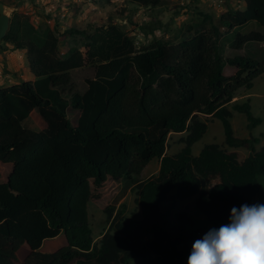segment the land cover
<instances>
[{
	"label": "trees",
	"instance_id": "trees-1",
	"mask_svg": "<svg viewBox=\"0 0 264 264\" xmlns=\"http://www.w3.org/2000/svg\"><path fill=\"white\" fill-rule=\"evenodd\" d=\"M240 1L243 9L227 7L215 22L206 16L209 27L194 23L177 43L154 39L139 48L116 23L60 33L11 16L2 42L25 51L38 80L0 88V264H185L190 248L182 231L168 228L162 203L169 200L173 208L197 196L195 206L212 227L227 223L234 206L253 203L264 190V146L256 150L258 138L235 136L232 112L244 114L250 129L261 120L249 99L232 100L264 75V60L242 53L247 43H264V34L237 32L225 58L220 41L252 22L264 32V0ZM78 36L82 47L59 52L60 43ZM46 91L68 102L75 126ZM199 115L219 120L225 145L248 148L249 156L239 161L216 144L193 155V144L208 129ZM170 133H186L175 155L165 152ZM154 159L157 174L138 182ZM128 188L135 190L140 218L113 215V202ZM90 204L106 206L107 230L98 244ZM61 234L65 246L40 251ZM23 248L29 253L22 261Z\"/></svg>",
	"mask_w": 264,
	"mask_h": 264
},
{
	"label": "rangeland",
	"instance_id": "rangeland-1",
	"mask_svg": "<svg viewBox=\"0 0 264 264\" xmlns=\"http://www.w3.org/2000/svg\"><path fill=\"white\" fill-rule=\"evenodd\" d=\"M0 2L4 3L10 16L19 14L34 28L41 30L51 29L62 33L67 28L73 27L90 32L95 28L116 23L128 36L133 37L137 48L149 44L154 39L177 43L184 36L189 35L188 27L194 23L209 27L210 22L205 20L206 16L212 17L215 22L227 7L244 8L240 0H162V5L156 8H142L127 0H0ZM149 25H155L158 29L152 33L140 29L142 26ZM254 31L264 34L263 30L252 22L225 35L220 41L222 56L227 57L230 50L229 44L237 32L249 34ZM82 43L83 40L79 36L76 39H69L67 42L60 43L59 52L65 53L68 47L74 44L82 47ZM242 53L247 57L263 61L264 43H247ZM225 73L230 74L231 71L225 69ZM35 80L38 79L30 74L25 51L14 50L10 44L0 43V88L13 86L21 81L34 82ZM46 95L56 106L66 108L68 118L75 126L77 114L68 106V102L59 99L53 91H46ZM246 99H249L252 115L259 118L261 124L250 129L246 116L235 111L232 112L231 124L236 137L258 138L259 142L255 148L259 150L264 146V75L254 81L250 90L239 89L232 103ZM199 118L207 122L208 129L204 136L193 144V155H198L208 144H216L224 150L236 152L239 161L249 156L248 148L234 149L225 145L223 128L219 120L204 115H199ZM23 126L29 128L28 121L23 122ZM185 137L186 133H170L167 138L166 154H177L184 147L182 140ZM158 170L159 160L154 159L144 168L137 181L149 179L156 175ZM173 194L174 192H171V195ZM196 198L197 196H193L183 201L177 200L173 208H170L169 200L161 205V210L168 220V228L176 233L182 231L190 249L196 239L201 238L204 233L213 228L195 206ZM258 202L264 203V190L253 197V203ZM113 206L115 210L113 215L122 211L123 216L140 218V207L136 202L135 190L132 188H128L124 194L120 195V198L113 202ZM105 207V205H88L89 224L95 244L99 243L101 236L107 230L106 216L103 211ZM65 244V237L61 234L54 240L45 241L42 251L53 253ZM28 253L27 249H21L18 252L19 259L23 261Z\"/></svg>",
	"mask_w": 264,
	"mask_h": 264
},
{
	"label": "clouds",
	"instance_id": "clouds-1",
	"mask_svg": "<svg viewBox=\"0 0 264 264\" xmlns=\"http://www.w3.org/2000/svg\"><path fill=\"white\" fill-rule=\"evenodd\" d=\"M186 264H264V203L234 206L227 223L193 242Z\"/></svg>",
	"mask_w": 264,
	"mask_h": 264
},
{
	"label": "water",
	"instance_id": "water-1",
	"mask_svg": "<svg viewBox=\"0 0 264 264\" xmlns=\"http://www.w3.org/2000/svg\"><path fill=\"white\" fill-rule=\"evenodd\" d=\"M11 16L6 11V6L3 2H0V43L7 35L10 27Z\"/></svg>",
	"mask_w": 264,
	"mask_h": 264
},
{
	"label": "crops",
	"instance_id": "crops-1",
	"mask_svg": "<svg viewBox=\"0 0 264 264\" xmlns=\"http://www.w3.org/2000/svg\"><path fill=\"white\" fill-rule=\"evenodd\" d=\"M262 76H263V75H262ZM262 76H261V77H262ZM232 115H233V114H232ZM42 247H43V244H42V246H41V248H40V251L43 252V253H46V252L42 251Z\"/></svg>",
	"mask_w": 264,
	"mask_h": 264
}]
</instances>
